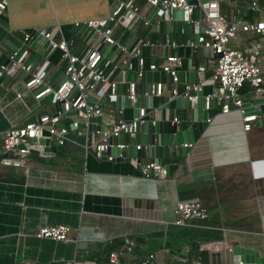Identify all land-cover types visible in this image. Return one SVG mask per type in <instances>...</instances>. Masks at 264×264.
Listing matches in <instances>:
<instances>
[{"label": "crops", "instance_id": "0c3cea01", "mask_svg": "<svg viewBox=\"0 0 264 264\" xmlns=\"http://www.w3.org/2000/svg\"><path fill=\"white\" fill-rule=\"evenodd\" d=\"M217 1L221 15L229 22L264 21V0ZM252 1L257 2L259 11L251 9ZM137 3L140 19L129 27L117 26L114 39L129 52L146 43L141 46L145 69L155 65L159 82L164 86V95L153 97L150 107L143 101L142 107L149 113L146 119L149 125L147 131L142 127L137 135V146L141 147L138 150L142 158H147L142 143L145 139H157L155 121L165 127L179 124L180 131L188 132L191 128L195 144L188 154L166 148L162 166L168 167L169 172L165 178L142 176V166L128 156L122 161L94 157L92 145L98 135L83 125L80 128L85 131L81 135L69 132L66 149L60 157H55L58 146L53 143L55 152H45V146L36 149V154L30 152L26 169L0 164V264H108L109 250L123 249L125 241L132 242L133 247L123 253L121 264H190L192 258L200 259L203 264H234L231 250L236 246L264 256V95L252 93L247 86L240 91L242 100H249L248 113L257 115L249 132H243L235 108L226 111L220 99H213L208 109L210 121L201 133L198 120L191 114L196 105L190 108L187 100L179 104L176 100L180 96L172 98L171 90L182 92L187 84H200L202 98L213 95L218 86L212 79L215 56L198 44L189 25L151 16L153 10L146 0ZM113 6V0H13L0 13V58L11 55L2 46L5 40L22 47L25 31L57 26L59 31L54 39L71 41L72 52L92 48L104 56L109 45L102 42L101 33L88 27L76 31V26L108 21ZM143 19L150 25H144ZM253 38L264 48V35ZM252 39L244 35L237 43L245 45ZM37 51L25 55L27 65L35 71L45 65L42 81L52 86L64 75L65 60L59 50ZM121 56L117 50L112 59ZM170 56L181 61L175 85L160 70ZM117 62L106 76L111 79L118 73V82L127 85L134 73L120 71ZM199 67L205 70L201 72ZM196 74L201 76L200 82L193 79ZM28 77L19 68L6 84L0 99V144L4 131L55 114L48 95L34 98L42 86L27 88ZM145 84L150 88L153 83L139 80L138 97L145 98ZM102 106L120 112L116 113L118 118L127 120L135 116L134 105L121 110ZM79 119V115H72L60 123ZM93 125L96 127L97 123ZM41 139L50 142L46 146L49 149L52 141L46 130L42 131ZM134 142L131 135H124L127 148ZM111 144L119 145L120 136L112 138ZM50 163L54 167H48ZM154 163L160 165L158 159ZM194 182L208 184L205 229L218 232L220 240L200 245L196 253L189 245L174 251L165 242L168 229L174 225L173 209L180 200L177 187ZM57 224L69 228L67 241L38 240L33 236L40 227Z\"/></svg>", "mask_w": 264, "mask_h": 264}, {"label": "built area", "instance_id": "2783aa9c", "mask_svg": "<svg viewBox=\"0 0 264 264\" xmlns=\"http://www.w3.org/2000/svg\"><path fill=\"white\" fill-rule=\"evenodd\" d=\"M13 0H0V13L7 10L9 3ZM148 6L153 10L160 6L156 16L161 17L163 10H183L188 14V25L197 36L198 44L208 48L215 56V64L212 68V79L218 83L217 89L213 95L204 97V108L210 107L212 99L223 101L224 108L227 111L235 108L239 114L243 132H249L257 115L247 113L242 107V98L240 91L244 86L257 95H264V48L260 42L252 37L264 35V21L254 23L227 21L220 13V6L217 0H146ZM114 6L108 17V25L103 31L97 29L98 22H88V29L98 31L102 35V42L108 45L117 44L114 39V29L117 26L129 27L140 19L137 0H113ZM254 11L260 8L256 1L250 3ZM143 23L149 26L150 23L143 19ZM59 31V27L47 29L35 27L23 33L24 45H31L40 39L49 41L50 50H59L62 58L65 60L64 76L65 80L55 90L53 86H47L43 83L44 68L37 71L31 65H24V58L27 54L24 52L21 57L14 61V55H10L8 64L0 65V77L2 75L11 76L16 69L21 68L29 77L26 82L27 88L42 86V89L34 95L35 99L44 96L50 97L53 105L56 102H63L64 112L77 110L81 112L80 119L74 120L69 124H62L58 116L43 117L38 122L28 123L21 128H10L1 135V158L0 164L6 167L19 169L27 168V156L32 150V146L42 137V131L46 130L49 139L56 146H63L70 131L81 135L85 130L80 125L87 126L88 120L92 117L100 119L101 129L96 132L98 135L94 141L92 152L94 157L101 158L112 145V138L121 135L133 134L138 126L146 121L149 116L147 110L143 107L138 109V116L131 119L118 118L116 110H105L97 101L106 96L109 102L117 100L118 76L108 78L104 76V68L109 63L104 60L103 55L96 49L88 48L81 53L72 52V42L64 39L56 41L54 34ZM249 35L252 39L247 44L237 43L241 36ZM237 44L238 47H233ZM139 44L132 52L127 47L119 46L117 50L122 56L118 59L111 58L113 63L118 61L121 70H127L134 73L133 79L127 84L126 95L132 105L135 104L138 94L137 86L141 73L145 70L155 72L158 68L155 65H148L145 69V61L141 55V46ZM136 60V70L133 69L131 61ZM181 66L179 58L170 56L160 67V70L170 77V81L175 85L178 81V69ZM203 72L204 67H199ZM201 93L200 84H187L182 92L173 88L171 97H183L188 101L190 108H194L198 94ZM164 95V86L162 83H153L145 92L144 97H162ZM19 98L20 95H17ZM88 98H93L96 102L92 105L87 103ZM154 112V111H153ZM156 112V110H155ZM210 121L209 119L207 120ZM173 122H177L174 118ZM47 126V127H46ZM190 146V145H189ZM126 147V145H120ZM140 149V146L136 147ZM88 152V150H85ZM141 174L144 177L157 175L165 178L166 169L157 164L151 163L141 168ZM174 221L176 226H185L192 221H204L208 219V211L202 204L196 200H178L173 209ZM69 228L65 225L57 224L40 227L35 231L34 237L38 240L67 241ZM133 243L125 241L124 248L113 250L108 254V264H121V256L124 252L132 250ZM207 247H211L207 245ZM190 264H203L200 259L192 258Z\"/></svg>", "mask_w": 264, "mask_h": 264}, {"label": "water", "instance_id": "95a60500", "mask_svg": "<svg viewBox=\"0 0 264 264\" xmlns=\"http://www.w3.org/2000/svg\"><path fill=\"white\" fill-rule=\"evenodd\" d=\"M160 6H157L153 9L151 16H156V13ZM176 20L178 22H183L188 27V14L183 10H163V14L161 16L162 20L168 21V19ZM168 23V22H167ZM108 25V21H101L98 23L97 29L100 31H103L105 27ZM87 27L86 23H79L76 26V31L85 29ZM32 45V44H31ZM31 45H23L22 47H17L12 45L8 40H5L2 43V46L10 52V54L14 55V61L18 60L21 55L26 53H31L34 51H37L38 47H40L38 53H42V51H45L49 46V41L47 39H40L36 42L34 46ZM117 51V44L109 45V49L104 54V60L108 61L109 63L104 69V76L107 75L108 71L114 66V63L111 60L114 53ZM4 58V57H3ZM0 58V65H6L8 64V59ZM26 58V57H25ZM24 58V65L28 63V59ZM132 67L134 70H136V60L133 59L131 61ZM159 72H151V71H143L141 73L140 80L142 83H157L159 82ZM192 78V77H191ZM180 79V75H179ZM195 82H200L202 80L201 76L195 75V78H193ZM65 80V76L63 75L59 81H57L53 86L55 90L58 89V86L62 84V82ZM9 81V76L2 75L0 77V99L3 96V93L6 90V84ZM126 88L127 85L125 83H118L117 85V100L115 102H109L108 98L106 96L100 98L97 103L100 105H107L112 108H115L117 110H121L124 108L131 107V102L127 98L126 95ZM143 91H147L149 89L148 84H145L143 87ZM40 89V87L38 88ZM38 89H36L38 91ZM152 96H148L143 98L142 96L137 97V100L134 104L135 106V116H138V109L142 107L143 101L145 102L148 107L151 106L152 102ZM216 99V98H214ZM185 99L183 97H178L176 101H178L179 104H183V101ZM213 100V99H212ZM87 103L89 105L94 104L96 101L93 98H88ZM249 100H245L242 102V107L245 108L246 112H250L246 109L247 103ZM212 102V101H211ZM210 102V103H211ZM262 102V101H260ZM221 104H223V101L221 100ZM54 111L56 116L59 117V119H62L64 117H70L72 115H81L80 111L77 110H71L68 112H64L63 109V102L59 101L53 104ZM192 118H196L198 120V127L199 131L201 133L204 132V130L208 126V110L204 108V98H202V93L198 94V99L196 103V108L191 109ZM97 123V126L95 127L93 123ZM143 125V126H142ZM149 122L145 121L142 124H138L135 132L133 134H130L134 139V145L130 148L127 147H120V145H124V135L120 136V144L119 145H111L109 149L103 153L101 159H107L108 157H111L112 159H115L116 161H122L127 156L130 159L136 160L138 164L141 166H145L151 163H154L156 159L160 161V165L162 166V160L165 158L166 148L172 147L173 150L178 149V151L182 154H188L190 152V148L195 144V139L192 134V129L190 128L188 132L186 131H180V125L179 124H173L168 127H165L164 125L160 124L158 121L154 122V130L155 133L158 135L157 139H154L153 141H148V139H145L142 143V147L147 150V158L141 157V151L138 150L137 147V135L142 127L147 131L148 130ZM101 129L100 125V119L97 117H92L88 120L87 123V130L89 132H97ZM162 133V134H160ZM50 142L46 139H39L35 145V149L31 150V153H37L36 149H40L42 146L44 147L45 152H55L56 147L53 146V142H51V146L48 149L46 146ZM190 145V146H189ZM166 172L168 176L169 169L166 167ZM232 256H233V263L234 264H264V256L260 255L257 251L245 248L242 246H236L232 250Z\"/></svg>", "mask_w": 264, "mask_h": 264}, {"label": "trees", "instance_id": "16d2710c", "mask_svg": "<svg viewBox=\"0 0 264 264\" xmlns=\"http://www.w3.org/2000/svg\"><path fill=\"white\" fill-rule=\"evenodd\" d=\"M66 145L67 143L63 146H58V152L55 157H60L63 154L66 149ZM48 167L54 166L50 163ZM207 187L208 184L202 182L180 184L177 187L178 197L180 200L196 199L204 208H206V202L208 199L207 196H205V192H207ZM206 226H208L207 220L192 221L185 226L173 225V227L169 228L167 231L165 246L177 251L180 247L189 245L190 248H192V251L196 253L200 245L220 240L219 233L206 230ZM111 251H113V249H110L108 254Z\"/></svg>", "mask_w": 264, "mask_h": 264}]
</instances>
